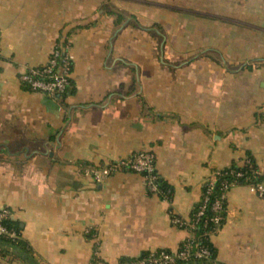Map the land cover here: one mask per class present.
I'll use <instances>...</instances> for the list:
<instances>
[{
  "label": "crops",
  "instance_id": "1",
  "mask_svg": "<svg viewBox=\"0 0 264 264\" xmlns=\"http://www.w3.org/2000/svg\"><path fill=\"white\" fill-rule=\"evenodd\" d=\"M154 25L173 28L165 51ZM63 42L68 92L26 89L20 74ZM143 150L170 199L133 172L88 174ZM247 157L264 171V0H0V208L30 247L9 264L176 251L190 233L172 218L188 220L215 172ZM211 242L219 264H264V196L230 189Z\"/></svg>",
  "mask_w": 264,
  "mask_h": 264
},
{
  "label": "built area",
  "instance_id": "2",
  "mask_svg": "<svg viewBox=\"0 0 264 264\" xmlns=\"http://www.w3.org/2000/svg\"><path fill=\"white\" fill-rule=\"evenodd\" d=\"M72 63L73 57L71 55L70 44L68 42H63L53 50L46 64L26 69L20 74L19 81L32 92L43 94L50 99H60L68 92L70 87ZM122 171H129L141 175L151 194L158 195L163 199H168V197L163 195L158 186L160 177L156 171L155 155L148 150L136 152L129 157L108 163L102 168L90 169L88 174L93 177L103 176L107 178ZM261 173L264 175V171ZM215 181L216 178L214 175L213 178L205 183L207 192L206 195L202 196V205L197 215L198 218H201L205 213ZM234 187L237 186L233 184H225L223 186V195L213 203L212 210L214 212L224 210V206L226 205V194ZM250 188L260 197L264 196V183L258 186H250ZM10 219H13L11 209L8 207L0 208V236L10 241H16L21 235L14 229H9L5 226V222ZM219 220L218 217L213 219L215 223H219ZM172 224L190 233V236L186 240L188 243L182 251L176 250L168 253L165 250H161L158 254L156 252L151 253L147 259L119 262L117 264H174L178 260H188L192 254L196 258H208L210 256L208 249L200 246L197 242L195 243V237L193 236L195 223H191L189 219L186 220L174 217L172 218ZM9 263V258L2 255L0 250V264ZM96 264L106 263L97 261Z\"/></svg>",
  "mask_w": 264,
  "mask_h": 264
},
{
  "label": "trees",
  "instance_id": "3",
  "mask_svg": "<svg viewBox=\"0 0 264 264\" xmlns=\"http://www.w3.org/2000/svg\"><path fill=\"white\" fill-rule=\"evenodd\" d=\"M117 24L120 25L124 22L125 18L121 15L117 16ZM152 28H159V26L154 25ZM26 89L29 90L28 87L23 85ZM215 184L213 187V190L209 196V203L207 205V208L205 210L204 215L201 218H198L197 215L200 211V207L202 205V198L201 201L196 207L194 208L191 217L189 220L191 223H195V229L193 231V236L195 237V243H199L200 246L205 247L210 252V256L208 258H196L192 254L190 258L186 261H176L174 264H219L217 263V250L214 247L213 243L211 242L212 236L216 235L222 226L224 225L226 221V211L224 206V210L220 212H214L212 210L213 203L219 199L223 193L224 189L223 186L225 184H233L234 186H258L264 183V175L259 171L254 159L252 157H247L244 164L242 166L233 164L229 168H226L224 170L216 171L215 172ZM158 186L163 195L168 197V199L171 198L172 190L168 187V185L162 180H158ZM207 187L204 185L202 196L206 195ZM218 217L219 223H215L213 221L214 218ZM5 226L9 229H14L21 235V227L20 224L13 219H10L5 222ZM188 241H185L180 245L178 248L179 251H182ZM0 250L2 255L5 256H12V254L15 252L19 255L22 254V256H28L30 257V247L28 244L22 240L20 237L16 241H10L6 239L5 237L0 236ZM161 250L157 251L158 254ZM166 252H170L169 250H165ZM193 252V251H192ZM151 253H147L137 259H123L120 262H130V261H136V260H143L147 259ZM97 261H100L96 259L94 260L92 264H96ZM27 264H30L27 263Z\"/></svg>",
  "mask_w": 264,
  "mask_h": 264
},
{
  "label": "rangeland",
  "instance_id": "4",
  "mask_svg": "<svg viewBox=\"0 0 264 264\" xmlns=\"http://www.w3.org/2000/svg\"><path fill=\"white\" fill-rule=\"evenodd\" d=\"M128 17L130 18L129 22H130V26H132L134 29H136L135 27H138V21L136 19H134L133 17H130V16H127V19ZM156 35H157V38H156V44H157V49H158V52H161V51H165V48L167 46V43L168 40L170 39V34L173 33V28L171 29L170 27H162L161 29L159 30H156ZM201 39V38H200ZM163 40V41H162ZM202 45V42L201 41H195V44H194V47L196 48V52H201V47ZM197 46H200L199 48H197ZM196 54H194V56H190L186 59H191L193 57H195ZM197 59L194 58L193 61H196Z\"/></svg>",
  "mask_w": 264,
  "mask_h": 264
}]
</instances>
